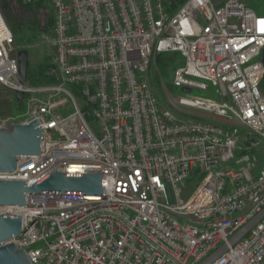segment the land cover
Masks as SVG:
<instances>
[{"label":"built area","instance_id":"1","mask_svg":"<svg viewBox=\"0 0 264 264\" xmlns=\"http://www.w3.org/2000/svg\"><path fill=\"white\" fill-rule=\"evenodd\" d=\"M25 1L52 5L43 38L54 81L21 79L0 5V86L28 104L0 126L43 128L40 153L0 179L100 172L104 185L0 206L22 216L7 243L32 264H198L264 209L263 14L241 0H187L173 15L162 0ZM164 52L185 59L173 79L184 93L208 80L218 97L168 94L177 112L163 104L149 76ZM210 264H264V217Z\"/></svg>","mask_w":264,"mask_h":264},{"label":"water","instance_id":"2","mask_svg":"<svg viewBox=\"0 0 264 264\" xmlns=\"http://www.w3.org/2000/svg\"><path fill=\"white\" fill-rule=\"evenodd\" d=\"M264 49V48H263ZM19 71L21 79L26 81L29 56L26 49L18 51ZM264 63V51H263ZM191 92L190 88H184ZM23 92H17L16 97L22 101ZM43 128L38 120L27 123H9L0 126V171L13 172L18 167L20 157L38 155L41 149L40 133ZM20 166V165H19ZM103 174L100 172L87 173H63L57 171L48 172L31 184L27 180L0 179V206L25 205L28 194L43 193H88L102 194ZM264 217V209L257 213L240 230L235 232L228 243L217 248L211 255L204 258L198 264H210L216 258L227 251L229 245H234ZM22 216L0 213V264H32L25 251L14 242L6 241L18 236L22 231ZM24 248V247H23Z\"/></svg>","mask_w":264,"mask_h":264},{"label":"rangeland","instance_id":"3","mask_svg":"<svg viewBox=\"0 0 264 264\" xmlns=\"http://www.w3.org/2000/svg\"><path fill=\"white\" fill-rule=\"evenodd\" d=\"M260 1L251 0L250 2H243L250 4L252 7L256 6L254 8H256L255 10L257 13L264 15V3H260ZM22 2L25 8L19 4L18 0H13L10 13H7V15L4 12V14L10 27L14 31L17 47L19 50L23 48L28 51L29 65L27 68L28 74L26 83L32 84L35 78H43L46 75V72H49L50 65L54 61V50L44 41L43 35L49 30L55 15L50 3H28L25 0ZM184 61L185 59L180 52H164L161 55H156L150 65L149 81H151L155 95L158 96L163 104H166L170 109H173L176 112L177 109L171 104L168 94L172 96L218 97L216 87L208 80L206 81L208 84L207 90L193 87V90L190 93H184L180 86L177 87L174 84L173 79L175 71L184 65ZM193 78L201 80L197 77ZM261 88L262 92H264V82ZM27 109V99L18 103L13 97L12 90L0 86V115L10 113L23 117L26 115ZM242 154L243 150L238 149L237 157Z\"/></svg>","mask_w":264,"mask_h":264},{"label":"trees","instance_id":"4","mask_svg":"<svg viewBox=\"0 0 264 264\" xmlns=\"http://www.w3.org/2000/svg\"><path fill=\"white\" fill-rule=\"evenodd\" d=\"M12 1L13 0H0V5H1V9L3 11V14H4V12H5V14L10 13ZM18 1H19V4H21L22 7L25 8V6H24V4L22 2L23 0H18ZM186 1L187 0H162L163 5H164V9L166 10V12H168L171 15L175 14L176 11L178 10V8L181 5H183ZM243 1L250 2L251 0H243ZM260 3H264V0H261ZM260 3H258V4L261 5ZM244 4L250 6V4H248V3L247 4L244 3ZM250 7H252V6H250ZM254 7H256V6H254ZM254 9H256V8H254ZM53 23H54V20L52 22V25H53ZM51 26H50V28H51ZM52 65H53V63L50 65V68L52 67ZM50 68H49V72H46V75L43 78H38V77L35 78V80L33 81L32 85H36V84H40V83H45V84L48 83L49 84L50 82H53L54 81V77L49 74L50 73ZM73 87H74V89L77 88V86H75V85ZM14 99H16L18 101V103L22 102V101H19V99H17L16 97H14Z\"/></svg>","mask_w":264,"mask_h":264}]
</instances>
